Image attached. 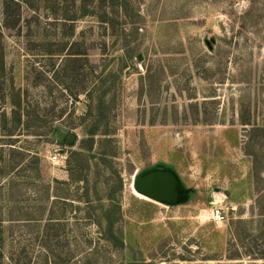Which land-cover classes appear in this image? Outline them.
I'll return each mask as SVG.
<instances>
[{
  "label": "rangeland",
  "instance_id": "rangeland-1",
  "mask_svg": "<svg viewBox=\"0 0 264 264\" xmlns=\"http://www.w3.org/2000/svg\"><path fill=\"white\" fill-rule=\"evenodd\" d=\"M6 1V254H42V223L21 225L57 217L71 243L56 256L91 264L260 263L247 253L264 232V0Z\"/></svg>",
  "mask_w": 264,
  "mask_h": 264
},
{
  "label": "trees",
  "instance_id": "trees-1",
  "mask_svg": "<svg viewBox=\"0 0 264 264\" xmlns=\"http://www.w3.org/2000/svg\"><path fill=\"white\" fill-rule=\"evenodd\" d=\"M76 1V0H75ZM83 1V0H81ZM89 1V0H88ZM95 0H92L91 4H93ZM6 3L9 5L15 4L20 7V0H7ZM7 8V6H6ZM7 12V10H6ZM92 13V11H91ZM106 14V13H104ZM5 20H6V27L11 28L16 26V24L20 20L21 13H4ZM105 18V17H104ZM4 50V41H3V35L0 33V54H1V60L4 58L3 55ZM60 51H64V49H59ZM50 54H56L50 52ZM87 54L86 52H77V51H71V48L68 49L66 56H68L66 60H82L81 58H86L84 55ZM66 58V57H65ZM20 105V101L18 102ZM18 105V106H19ZM31 116V113H29ZM16 115V123L20 124L22 122V114L19 111H15ZM38 117V114H37ZM39 118V117H38ZM7 127V121L4 117V129ZM107 131H103L102 133L106 134ZM89 135L93 138L96 134H98L97 128H90L88 130ZM44 218L40 219H26L21 226L31 227L33 226V221L42 223L39 224L40 229L37 231L36 239L39 240V245L41 246V249H43L42 254L38 256L32 255L33 253H28L27 247L28 244L26 242H22L18 245H15L14 247H19V249H15L12 254L7 255L5 251L6 243H7V237H5L6 229H9L13 227V224L17 223H8L6 224L5 220H0V264H91L90 263V257L86 256L84 259H81V257H76V255H70V256H63V255H57L54 253L55 247H61L66 246V244L71 242L60 240L59 236V226L62 224L60 223L61 220L57 217H50L45 218L46 222L43 221ZM40 220V221H38ZM20 224V223H19ZM36 225V224H35ZM264 226V225H263ZM114 227V223L109 222V230H111ZM264 232H261L258 236H255V239L261 240V243L259 244L256 242L255 248L252 247L253 250L249 251L250 253H247L250 259H261L262 261L260 263L256 264H264V240L262 239V236ZM49 235H54L53 238H50ZM110 239H107L111 244L114 246H122L123 243L121 240H118L114 234L109 235ZM121 244V245H120ZM228 259L232 260V262L224 263V264H245L243 260V254H237V255H230ZM130 264H149L145 263L142 260L135 259L134 262ZM206 264H212V263H206Z\"/></svg>",
  "mask_w": 264,
  "mask_h": 264
},
{
  "label": "water",
  "instance_id": "water-1",
  "mask_svg": "<svg viewBox=\"0 0 264 264\" xmlns=\"http://www.w3.org/2000/svg\"><path fill=\"white\" fill-rule=\"evenodd\" d=\"M74 135H70V137H69V139H68V142L69 143H73V141H74ZM144 189H143V191H146V192H148V193H153V191H151L150 190V188H145V187H143Z\"/></svg>",
  "mask_w": 264,
  "mask_h": 264
},
{
  "label": "built area",
  "instance_id": "built-area-1",
  "mask_svg": "<svg viewBox=\"0 0 264 264\" xmlns=\"http://www.w3.org/2000/svg\"><path fill=\"white\" fill-rule=\"evenodd\" d=\"M59 158H60V153H56L52 157L53 160H59Z\"/></svg>",
  "mask_w": 264,
  "mask_h": 264
}]
</instances>
